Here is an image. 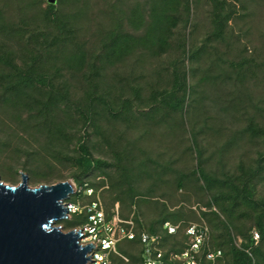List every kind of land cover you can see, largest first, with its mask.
I'll return each mask as SVG.
<instances>
[{
  "label": "rangeland",
  "instance_id": "rangeland-1",
  "mask_svg": "<svg viewBox=\"0 0 264 264\" xmlns=\"http://www.w3.org/2000/svg\"><path fill=\"white\" fill-rule=\"evenodd\" d=\"M226 1L237 16L229 23L222 43L205 42L212 32L209 0H188L189 13L174 31L172 49L160 57L136 50L115 66L104 67L99 77L90 75L88 66L83 72H75L66 68L62 58L56 63L61 70L55 82L58 87L68 88L75 103L85 102L88 80L99 84L98 94L109 93L115 97L119 92L122 99H131L130 88L134 87L146 99L151 92L170 89L175 73L198 70L189 78L190 84L199 85L197 95L190 97L187 101L190 107L183 112L173 113L164 107L150 122L131 126L107 115L99 121V132L88 130V146L94 158L112 167L97 171L86 180L90 187L84 185L79 189L86 197L78 199L72 195L68 202L83 207L98 203L105 218L116 214L126 217L136 208L145 223L159 219L162 212L165 215L161 217L177 215L181 226L205 222L211 227L208 222L214 218L211 211L219 216L215 222L224 221L218 208L209 206L211 196L200 189L202 182L194 174L197 160L192 135L196 134L202 165L217 178H223L234 173L239 164L256 160L263 151L261 142L250 139L246 128L254 123L264 129V0ZM47 5L48 0H0V12L9 24H24L26 39L32 31L52 33L44 15ZM54 5L61 19L67 22V31L71 30L75 36L74 45H60L63 58L66 53L80 50L86 53L88 63L95 62L97 66L102 44L116 27L125 34L142 35L143 30L136 31L127 22L130 10L141 6L148 11L147 0H55ZM27 40L32 46L39 45V39ZM182 44L186 51L191 47L201 48L199 59L189 62L181 52ZM232 63H243L244 67L237 70L230 66ZM238 71H242L244 79L237 76ZM97 107L101 113L102 107ZM57 119L67 124L69 141L50 140L46 134L24 125L29 123L27 114L19 120L13 110L0 106V141L5 143L0 145V180L4 184L17 186L21 174L27 177L31 188L74 182L71 176L75 168L68 157L83 135L82 122L75 112L70 116L57 112ZM129 197H133L132 206H129ZM139 198L148 200L149 206L154 207L147 216L144 215L147 206L142 200L138 205ZM255 198H264V180L255 185ZM236 212L234 225L253 237L258 231L252 219L241 210ZM86 214L89 215L83 210L81 215ZM204 214L209 216L206 218ZM81 215H71L55 226L66 233L90 225L88 222L68 226L69 222L80 221ZM230 235L233 244L240 248L244 242L242 235L234 228L230 229ZM259 244L264 252L260 238L254 245ZM122 249L140 261L134 242L123 241L116 248L115 257L124 256L129 260L120 252ZM217 264H227V260L222 257Z\"/></svg>",
  "mask_w": 264,
  "mask_h": 264
},
{
  "label": "trees",
  "instance_id": "trees-1",
  "mask_svg": "<svg viewBox=\"0 0 264 264\" xmlns=\"http://www.w3.org/2000/svg\"><path fill=\"white\" fill-rule=\"evenodd\" d=\"M147 1L148 11H145L141 6H135L130 10V16L127 20L134 30H143L142 35L125 34L120 32L119 27H116L117 29L110 32L102 44L101 55L98 56V66L95 62L88 63L86 53L80 50L69 55L66 53V57L63 58L62 50L59 51L60 45H74L75 36L71 35V30L70 32L67 31L66 28L69 29L67 22L61 19V13L55 5L48 3L44 13L46 22L52 28V33L32 31L26 36L28 37L26 39L24 35H26L27 30L24 24H9L0 12V37L2 36V41H0V106L13 110L19 120L22 115L27 114L29 123H24V125L29 128L32 127L41 134H46L52 141L61 139L69 141L68 137L70 136L66 129L67 124L57 119V112H62L66 116L75 112L82 122L83 135L76 142L74 153L68 157V160L75 168L71 177L78 190L84 185L90 187L86 180L95 172L112 167V164L94 158L92 150L88 146L90 135L88 130L91 128L99 132L101 118H106L108 115L111 117L110 119L121 121L127 126L142 121L150 122V119H154V115L164 107L173 113L183 112L185 108L190 107L187 105L190 97L197 95L199 85L189 83L190 76H195L198 72L195 69H192L191 73H175L174 82L170 89L151 92L146 99L142 97L140 90L134 87L130 88L131 99H122V95H118L119 92L116 93L115 97L109 93H106L107 96L98 94L99 84L88 80L89 89L85 93V102L75 103L71 100L70 92L66 86H57L55 77L61 67L57 66L56 63L60 62L61 58L63 59L62 63L66 64V68L71 71L83 72L88 66L90 75L99 77L104 67L115 66L136 50L147 52L153 57H160L172 49L171 41L174 37V31L183 20V16L189 13L188 0ZM209 2L212 6V32L205 42L222 43L225 41L229 23L234 20L237 14L229 8L231 5L226 0H209ZM33 38L39 39L38 46H32L27 40ZM180 48L184 56L187 55L189 62L198 60L202 52L201 48L193 49L192 47L186 51L183 44L180 45ZM230 66L238 70L242 69L244 64L232 63ZM238 75H241L243 79L245 78L242 71H238ZM193 102H196V99ZM97 106L102 107L101 113ZM245 132L250 139H258L261 142L263 151L256 160L249 164H239L234 173L226 177L223 176V178H217L202 165L200 159L202 153L198 146L196 134L192 133V145L197 160L194 174H198V181L202 182L200 189L211 196L209 206L215 205L224 217V221L215 222L214 219L219 216L216 212L211 211V215L214 216V218L208 219L211 227L202 222L207 225L210 231L208 246L203 247L202 252L205 254L207 249L221 251L222 257L227 260V264H264L262 245H254L252 235H246L234 225L237 210H241L245 215L247 213L246 216L252 219L258 231L261 243L264 242V198H255V185L264 180V129L253 123L246 128ZM1 143L0 141L1 146L5 145V143ZM76 197L83 199L86 196L82 192H78ZM129 198V206H132L133 197ZM140 200L144 201L147 206L144 211V215L147 216L154 207L153 205L149 206L148 200L143 198H139L138 205H140ZM131 211L128 216L122 217L120 215L119 217L127 219L133 215L137 238L133 241L125 240L124 242L135 243L140 261L137 257H130L122 249L120 252L129 260L125 257L128 261L125 262L121 258L122 261L115 257V254H112L110 256L111 264L115 262L117 264H143V245L138 237L142 231L159 236L162 242L161 248L166 254L169 252L180 253L184 249V243L187 241L184 231L192 223H184L181 226L180 223H177L180 219L177 215L161 217L163 214L165 215L162 212L159 219L152 223L146 222L148 223L146 225L140 219L136 208ZM208 216L209 214H204V217L207 218ZM88 217V214L81 215L80 221L69 222L68 226L88 224ZM109 219L111 216L107 215L106 220ZM165 222H170L173 225L180 224L177 233L169 235L166 230L161 229ZM218 226H221L224 231L220 230ZM232 228L236 229L237 233L241 234L244 239L240 248L233 244L230 235ZM122 242L118 243L117 249ZM220 259L217 260L216 264ZM201 262L202 264H210L205 261L204 257L201 258Z\"/></svg>",
  "mask_w": 264,
  "mask_h": 264
},
{
  "label": "water",
  "instance_id": "water-1",
  "mask_svg": "<svg viewBox=\"0 0 264 264\" xmlns=\"http://www.w3.org/2000/svg\"><path fill=\"white\" fill-rule=\"evenodd\" d=\"M76 193L71 180L34 188L24 174L17 186L0 180V264H88L93 244H81L78 229L65 233L55 226L68 219L66 203Z\"/></svg>",
  "mask_w": 264,
  "mask_h": 264
},
{
  "label": "built area",
  "instance_id": "built-area-1",
  "mask_svg": "<svg viewBox=\"0 0 264 264\" xmlns=\"http://www.w3.org/2000/svg\"><path fill=\"white\" fill-rule=\"evenodd\" d=\"M77 192L79 190L77 189ZM68 217L74 214L81 215L83 210L89 213L88 222L90 225L78 228L81 231V244L90 242L92 249L87 253L88 264H111L110 256L117 254L116 247L118 243L128 240L133 241L137 238L135 232L136 224L131 215L127 219H121L119 214L106 220L104 211L98 203H92L89 206H80L79 204L66 203ZM163 228L169 235H174L180 228V224L173 225L165 222ZM187 241L185 247L180 252H166L161 248V238L157 235L142 231L139 234V240L143 245V264H202L201 258L210 264H216L222 257L221 251L206 250L203 254V247H207L210 240V231L205 223L190 224L184 231ZM255 243L259 240V234L253 233L252 237ZM203 254V256H201ZM125 262L128 260L120 256Z\"/></svg>",
  "mask_w": 264,
  "mask_h": 264
},
{
  "label": "clouds",
  "instance_id": "clouds-1",
  "mask_svg": "<svg viewBox=\"0 0 264 264\" xmlns=\"http://www.w3.org/2000/svg\"><path fill=\"white\" fill-rule=\"evenodd\" d=\"M33 191H36V190H33ZM62 199H63V198H58V199L56 200V204H57V206L60 207L61 209H64V207H63V205H62Z\"/></svg>",
  "mask_w": 264,
  "mask_h": 264
}]
</instances>
